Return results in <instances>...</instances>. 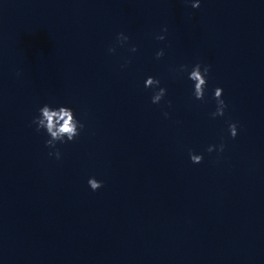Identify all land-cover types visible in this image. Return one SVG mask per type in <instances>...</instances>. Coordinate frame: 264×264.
Here are the masks:
<instances>
[{
	"label": "clouds",
	"instance_id": "obj_1",
	"mask_svg": "<svg viewBox=\"0 0 264 264\" xmlns=\"http://www.w3.org/2000/svg\"><path fill=\"white\" fill-rule=\"evenodd\" d=\"M193 8H199L200 3L199 0H194L192 3ZM167 31V28L164 29ZM129 39L128 36L123 33H118L116 40L119 45H123ZM158 40H164L165 37L163 35H158L156 37ZM132 52H135L137 49L133 46L130 49ZM110 53H114L116 51V47H110L108 49ZM164 56V50L161 49L156 52V58L159 59ZM126 66V65H125ZM123 67V66H122ZM210 65L197 63L192 67L188 78L194 84L193 95L197 100H204L205 97V89L207 87V76L210 72ZM180 71H187V65H181ZM160 80L154 77L149 76L145 81L146 88L158 89L154 91L151 102L153 104H159L160 101L166 95L167 89L164 87H160ZM223 97V89L221 87H216L214 89L213 99L216 102V110L212 112L210 115L212 118L222 117L225 114V109L227 108V104ZM170 103V102H169ZM165 117L168 116V113H164ZM73 110L67 106H60L57 108H53L52 106L45 104L39 109V115L34 117L32 123L36 125V131L39 132L42 129L46 131L47 135L50 137L45 141V146L56 149V143H66L70 141H74L77 136L80 134V130L84 128V124L76 119ZM228 130L230 136L234 139L238 135V127L236 123H229ZM66 138V139H65ZM225 149V144L221 143L218 146L210 145L207 148L209 153L214 150H218V152H223ZM49 156H55L57 160L61 158V153L58 149L54 152L50 151L48 153ZM189 157L192 163L199 164L203 161L202 154H195L193 152H189ZM88 185L91 190L96 191L103 186L102 181H98L96 178L91 177L88 179Z\"/></svg>",
	"mask_w": 264,
	"mask_h": 264
}]
</instances>
